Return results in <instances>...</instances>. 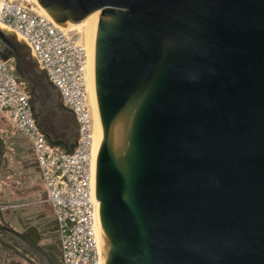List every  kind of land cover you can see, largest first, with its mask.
<instances>
[{
  "label": "water",
  "instance_id": "1",
  "mask_svg": "<svg viewBox=\"0 0 264 264\" xmlns=\"http://www.w3.org/2000/svg\"><path fill=\"white\" fill-rule=\"evenodd\" d=\"M35 2L65 29L98 12L90 70L103 263L264 264V0ZM11 57L37 126L72 152L76 115L0 22V58Z\"/></svg>",
  "mask_w": 264,
  "mask_h": 264
},
{
  "label": "built area",
  "instance_id": "2",
  "mask_svg": "<svg viewBox=\"0 0 264 264\" xmlns=\"http://www.w3.org/2000/svg\"><path fill=\"white\" fill-rule=\"evenodd\" d=\"M0 22L31 47L40 68L61 90L64 106L80 124V138L72 152L53 145L33 117L30 90L18 81L15 59L0 58V117L32 145L60 236L62 262L104 264L96 232L94 114L86 48L35 1L0 0Z\"/></svg>",
  "mask_w": 264,
  "mask_h": 264
},
{
  "label": "rangeland",
  "instance_id": "3",
  "mask_svg": "<svg viewBox=\"0 0 264 264\" xmlns=\"http://www.w3.org/2000/svg\"><path fill=\"white\" fill-rule=\"evenodd\" d=\"M23 1L34 3V0ZM94 28L91 23H81L71 25L68 32L75 41L86 48L88 53V44L93 39ZM90 100L92 103L91 93ZM0 137L5 141L7 149L6 166L0 169V200L7 205L6 208L12 214L16 215L14 222L17 226H27L31 223L39 225L50 232L52 240L59 245L60 236L54 221L53 210L46 201V187L30 141L1 117Z\"/></svg>",
  "mask_w": 264,
  "mask_h": 264
},
{
  "label": "flooded vegetation",
  "instance_id": "4",
  "mask_svg": "<svg viewBox=\"0 0 264 264\" xmlns=\"http://www.w3.org/2000/svg\"><path fill=\"white\" fill-rule=\"evenodd\" d=\"M6 152L0 137V169L6 166ZM6 207L0 200V264H63L60 245L52 240V234L32 223L17 226L16 215Z\"/></svg>",
  "mask_w": 264,
  "mask_h": 264
},
{
  "label": "bare ground",
  "instance_id": "5",
  "mask_svg": "<svg viewBox=\"0 0 264 264\" xmlns=\"http://www.w3.org/2000/svg\"><path fill=\"white\" fill-rule=\"evenodd\" d=\"M35 1V0H34ZM97 14L98 12L92 14L85 22L83 23H88V24H93L95 26V23H96V19H97ZM89 42V41H88ZM92 42V40H91ZM91 42H89L88 44V55H89V60H88V73H89V80H90V93H91V97H92V107H93V114H94V134H93V137H94V149H95V152L97 154V148H98V135H99V126H98V116H97V111H96V108H95V103H94V97H93V91H92V83H91V70H90V54H91Z\"/></svg>",
  "mask_w": 264,
  "mask_h": 264
},
{
  "label": "trees",
  "instance_id": "6",
  "mask_svg": "<svg viewBox=\"0 0 264 264\" xmlns=\"http://www.w3.org/2000/svg\"><path fill=\"white\" fill-rule=\"evenodd\" d=\"M58 146H60L61 148H64V145L63 144H58Z\"/></svg>",
  "mask_w": 264,
  "mask_h": 264
}]
</instances>
